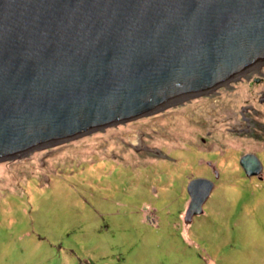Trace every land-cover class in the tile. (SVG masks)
Listing matches in <instances>:
<instances>
[{"label": "rangeland", "instance_id": "374dc122", "mask_svg": "<svg viewBox=\"0 0 264 264\" xmlns=\"http://www.w3.org/2000/svg\"><path fill=\"white\" fill-rule=\"evenodd\" d=\"M258 68L210 95L0 162V264H264ZM249 153L262 163L257 177L227 164ZM201 178L214 188L193 214L187 188Z\"/></svg>", "mask_w": 264, "mask_h": 264}, {"label": "water", "instance_id": "95a60500", "mask_svg": "<svg viewBox=\"0 0 264 264\" xmlns=\"http://www.w3.org/2000/svg\"><path fill=\"white\" fill-rule=\"evenodd\" d=\"M256 64L264 0H0V162L210 95ZM239 165L263 170L255 154ZM213 188L189 183L193 213Z\"/></svg>", "mask_w": 264, "mask_h": 264}, {"label": "trees", "instance_id": "16d2710c", "mask_svg": "<svg viewBox=\"0 0 264 264\" xmlns=\"http://www.w3.org/2000/svg\"><path fill=\"white\" fill-rule=\"evenodd\" d=\"M250 117V116H249ZM257 133V132H256ZM255 133V134H256ZM256 137H259V135H256ZM159 153H160V155H159V157H160V159H164V158H166L167 156H165L161 151H159ZM257 153V152H256ZM151 155L152 156H154V157H156L157 155L156 154H153V153H151ZM236 156V155H235ZM137 158H143V157H141V156H138L137 155ZM233 158V157H232ZM237 158V157H236ZM233 159H235V158H233ZM233 159H231V161H228V165H234L235 166V168H239V163L237 162V164H236V162H235V160H233ZM133 161H138V160H133ZM227 161H225V160H222L221 161V165L223 166ZM136 164V162L134 163V165ZM193 214H195V213H193Z\"/></svg>", "mask_w": 264, "mask_h": 264}, {"label": "bare ground", "instance_id": "6f19581e", "mask_svg": "<svg viewBox=\"0 0 264 264\" xmlns=\"http://www.w3.org/2000/svg\"><path fill=\"white\" fill-rule=\"evenodd\" d=\"M256 67H258V64H256V66H253V67L250 68V69L252 70V69H255ZM251 70H250V71H251ZM246 72H247V71H244L242 74H244V73H246ZM240 76H242V75H240Z\"/></svg>", "mask_w": 264, "mask_h": 264}]
</instances>
